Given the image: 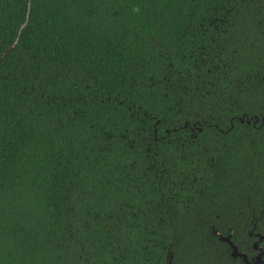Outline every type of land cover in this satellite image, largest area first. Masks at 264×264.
I'll use <instances>...</instances> for the list:
<instances>
[{"label":"trees","instance_id":"1","mask_svg":"<svg viewBox=\"0 0 264 264\" xmlns=\"http://www.w3.org/2000/svg\"><path fill=\"white\" fill-rule=\"evenodd\" d=\"M253 232L264 0H0V264H242L218 236Z\"/></svg>","mask_w":264,"mask_h":264},{"label":"water","instance_id":"2","mask_svg":"<svg viewBox=\"0 0 264 264\" xmlns=\"http://www.w3.org/2000/svg\"><path fill=\"white\" fill-rule=\"evenodd\" d=\"M228 236L229 235H226V236H220L219 235L218 238L220 240L226 241L229 244V246H230L229 255L231 257L239 256V257H241L243 259L245 264H262V257L264 256V251L262 250L261 247L258 248V253L253 257V259L251 261H248L246 259L245 255H244V253L243 252H238L236 250V247L231 244V242L228 240ZM262 237H263L262 235H259L257 240L260 241ZM256 242L257 241L254 242L253 246H255Z\"/></svg>","mask_w":264,"mask_h":264},{"label":"flooded vegetation","instance_id":"3","mask_svg":"<svg viewBox=\"0 0 264 264\" xmlns=\"http://www.w3.org/2000/svg\"><path fill=\"white\" fill-rule=\"evenodd\" d=\"M254 234H255V232L252 233V236H251L252 240H251V244H250V247L252 248L253 253L249 257H246V259L248 261H251L253 259V257L258 253V248L259 247L262 248V246L260 245V242L257 240L259 234L256 233V236ZM255 241H257V242H256L255 246H253ZM240 261L242 262V264H245L242 258H240ZM262 264H264V260H262Z\"/></svg>","mask_w":264,"mask_h":264}]
</instances>
